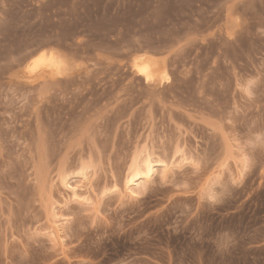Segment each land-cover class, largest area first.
<instances>
[{
	"label": "rangeland",
	"instance_id": "374dc122",
	"mask_svg": "<svg viewBox=\"0 0 264 264\" xmlns=\"http://www.w3.org/2000/svg\"><path fill=\"white\" fill-rule=\"evenodd\" d=\"M0 264H264V0H0Z\"/></svg>",
	"mask_w": 264,
	"mask_h": 264
},
{
	"label": "bare ground",
	"instance_id": "6f19581e",
	"mask_svg": "<svg viewBox=\"0 0 264 264\" xmlns=\"http://www.w3.org/2000/svg\"><path fill=\"white\" fill-rule=\"evenodd\" d=\"M154 162V161H153ZM156 163V162H155ZM154 165L151 161L146 160L141 169L135 170L128 180L129 188H137L153 175ZM142 186V185H141ZM133 190V189H131ZM134 192V190L132 191Z\"/></svg>",
	"mask_w": 264,
	"mask_h": 264
}]
</instances>
